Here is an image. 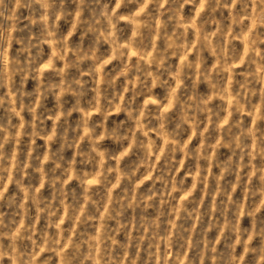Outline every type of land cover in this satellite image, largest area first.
I'll use <instances>...</instances> for the list:
<instances>
[{"label":"rangeland","instance_id":"rangeland-1","mask_svg":"<svg viewBox=\"0 0 264 264\" xmlns=\"http://www.w3.org/2000/svg\"><path fill=\"white\" fill-rule=\"evenodd\" d=\"M0 157V264H264V0H4Z\"/></svg>","mask_w":264,"mask_h":264},{"label":"clouds","instance_id":"clouds-1","mask_svg":"<svg viewBox=\"0 0 264 264\" xmlns=\"http://www.w3.org/2000/svg\"><path fill=\"white\" fill-rule=\"evenodd\" d=\"M4 3V0H0V5H2ZM89 131H91V130H89ZM0 158H2V157H0Z\"/></svg>","mask_w":264,"mask_h":264}]
</instances>
